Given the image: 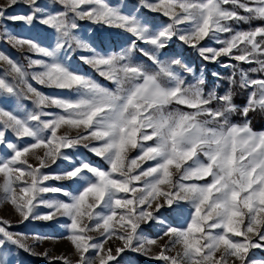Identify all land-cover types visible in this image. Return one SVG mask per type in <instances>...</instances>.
<instances>
[{
    "label": "snow or ice",
    "instance_id": "6c2138e0",
    "mask_svg": "<svg viewBox=\"0 0 264 264\" xmlns=\"http://www.w3.org/2000/svg\"><path fill=\"white\" fill-rule=\"evenodd\" d=\"M19 5L27 11H9ZM128 7L132 10L125 12ZM141 9L161 13L167 22L157 25ZM85 20L101 29H119L130 42L119 51L105 50L100 47L104 40L98 44L78 35L79 21ZM254 21L264 22V0H136L130 6L108 0H5L0 42L32 55L25 67L0 51V61L9 66L0 76V101L23 97L34 107L29 111L16 103L15 111L0 108V145L11 150L0 157V199L9 201L22 220L67 217L76 264H130L122 255L127 251L149 255L146 245L157 241L138 231L149 222L162 225L160 238L169 239L152 257L164 264H229V258L231 264H264L250 255L252 249L264 251V132H255L248 119L250 112L264 115V23L252 26ZM240 23L250 27L234 26ZM10 25L46 26L53 30V43L44 46L38 38L18 36ZM174 38L203 60L232 69L223 93L219 84L206 91L203 75L187 83L182 73L194 70L181 59L160 58ZM205 39L219 47L205 46ZM137 51L151 65L136 62ZM77 52L107 84L71 68ZM222 57L235 63H223ZM212 75L220 79L219 73ZM30 81L53 92L38 90ZM237 87L252 89L243 106L234 102ZM55 90H69L74 97ZM237 113L244 118L241 124L231 122ZM62 126L76 134L58 135ZM25 138L32 142L23 143ZM79 147L108 168L77 163L73 153L62 151ZM40 148L42 155L34 151ZM132 150L138 155L130 157ZM29 155L39 161L37 166L29 163ZM58 159L70 167L52 177L40 171ZM50 178L68 181L69 187L44 185ZM41 193L67 199L38 200ZM181 202L191 205L190 220L184 227L165 226L162 210L179 212ZM38 204L49 211L38 214ZM10 227L0 220V264H9L3 251L7 245L49 261L63 259L36 253ZM93 231L103 239L97 242L89 235ZM114 237L121 243L106 248ZM177 245L180 251L169 255ZM90 249L96 250L95 258L85 255Z\"/></svg>",
    "mask_w": 264,
    "mask_h": 264
},
{
    "label": "rangeland",
    "instance_id": "374dc122",
    "mask_svg": "<svg viewBox=\"0 0 264 264\" xmlns=\"http://www.w3.org/2000/svg\"><path fill=\"white\" fill-rule=\"evenodd\" d=\"M5 0H0V4L4 3ZM41 4L48 3V0H39ZM110 5H119L124 3L126 5H132L136 3V0H108ZM132 9L130 7L125 8L124 11L128 12ZM10 12H24L27 9L22 6H15L12 9H9ZM141 13L150 18L155 24L157 25H164L167 22V18L164 17L161 13H153L148 11L147 9H141ZM79 32L78 35L81 38L92 42L96 41L98 44L101 40H104L105 43L100 44V47L108 50V51H119L120 47L126 46L130 42V37L128 34L123 33L119 29L114 28H105L101 29L99 25L92 24L91 22L79 21ZM235 27L241 28V24L234 25ZM11 30L16 33L18 36H22L25 38H38V42L42 43L44 46H50L53 43L51 36L53 35V30L47 28L46 26L37 25L36 27L29 29L27 27H20L10 25ZM242 29V28H241ZM259 39V38H258ZM205 46L211 47H219L214 41L205 39L201 42ZM140 47H146L144 44H140ZM0 51L5 52L8 54L14 61H17L20 65L27 66L28 59L32 54H26L27 49L18 50L11 47L9 44L5 42H0ZM161 59L162 60H169L170 58H179L182 62L188 64L190 67L193 68V73H182L186 79L187 83H194L195 80L203 75L206 79L207 83L205 85V90L211 89L215 87L217 84L221 85L223 80L227 82V78L229 73L232 71L230 68L222 67L221 64L218 63H209L203 60L198 52L186 45H184L178 39H173L169 45L161 50ZM79 52L75 53L71 58V68L78 72V73H86L88 76L93 77L101 84H107L103 78L96 75L93 70L90 69L89 66L84 64L79 59ZM135 60L138 63H142L145 65H151V61L147 60L146 57L142 56L139 51L135 54ZM221 61L223 63H235L234 61H229L228 58L222 57ZM241 65H237L240 67ZM255 65H243V67L248 68ZM9 66L0 61V76L5 75V70H8ZM222 70V71H218ZM225 71H229L226 73H221ZM219 73L220 79L218 80L216 77L212 75V73ZM12 74L10 70L7 72V79L11 81ZM34 87L38 90H41L45 93H52L53 90L47 87L41 86L36 84L34 81H30ZM110 86V85H109ZM19 90V89H18ZM249 93L252 91L251 88L248 89ZM56 94L59 96H67V97H74V93L70 92L69 90H55ZM248 93V95H249ZM16 103L23 104L27 110L31 111L33 109V104L30 99H25L20 97L18 100H11V101H0V108L8 109L15 111ZM48 111H59L57 109H46ZM75 129H72L68 126H62L60 130H58V135L61 133H67L69 135L76 134ZM257 133L264 132V131H255ZM8 139L13 140V142L20 143L16 141L14 137L9 136ZM32 141L29 138H25L23 143H31ZM11 150L7 149L4 145H0V157L7 156ZM35 152L42 155L44 152L43 148L35 149ZM64 152H71L73 153V159L79 163L81 161L90 162L95 166H99L101 168L107 169L108 165L104 162L100 157H97L94 153H91L87 149L83 147H79L77 150L71 149H62ZM138 155V152L132 150L129 152L130 157H135ZM29 163L33 166H37L39 161H37L33 156L29 155L28 157ZM153 162L149 161L144 167L151 165ZM49 166L41 168L40 171L48 174L50 177L54 175L61 174L65 169L70 167L68 161L64 160H57L56 164H51L48 162ZM23 180L30 181V177L25 176L22 178ZM210 179V178H208ZM3 181V175L0 174V182ZM204 181H200L203 183ZM70 182L64 180H56L50 178L48 181L44 182V185L49 187H62L67 189L69 187ZM18 191V189H17ZM124 195V194H121ZM131 196L132 194H128ZM42 199L44 201L48 200H66L67 198L64 197L60 193H41L38 196V200ZM174 207H176L174 205ZM179 212L172 211V210H162V219L164 220V225H172L174 227H184L186 226V222L190 220L191 214V205L187 202H181L179 205ZM35 211L40 214H46L49 209L45 207L43 204H38ZM119 211V210H118ZM0 220L8 221L11 225L10 231L13 233L21 234L24 238L25 242L28 245H31L33 250L36 253H49L52 257H63V259H56L49 261L48 258L44 257L43 255H31L28 252L20 250L12 245H7L4 248V253L7 255L9 260V264H64L65 260L70 262V264H76L77 260L79 259L78 254L75 250V245L72 241L68 238L70 235L69 229L65 226L66 224L70 223V220L67 217L59 216L54 220L45 221V220H37L33 219L31 216L28 220H22V217L15 211L14 206L6 200L0 199ZM85 222H87L85 220ZM115 227L118 228V225L115 221H113ZM122 231V230H121ZM140 235L147 239H154L157 241L156 245H146V247L151 248V252L149 255H144L137 252L127 251L124 254V259L129 261L130 264H164L163 261H158L153 259L152 257L160 251V245L168 244L169 239L168 237L162 236L163 226L158 223L149 222L147 224H141L140 229L138 230ZM89 235L93 236L97 242L103 239L98 232H90ZM235 239H242V238H235ZM117 243H121L117 241L115 237L112 240H109L105 247H112L115 248ZM171 247V245H169ZM180 251L179 245H177L174 249H172L168 254L175 256L177 252ZM87 257L95 258L96 257V250L90 249L88 253L85 254ZM250 255H252L256 259H264V251L260 249H252L250 250ZM220 257V253H216V258ZM98 264V260H97ZM229 264H231V258H229Z\"/></svg>",
    "mask_w": 264,
    "mask_h": 264
},
{
    "label": "trees",
    "instance_id": "16d2710c",
    "mask_svg": "<svg viewBox=\"0 0 264 264\" xmlns=\"http://www.w3.org/2000/svg\"><path fill=\"white\" fill-rule=\"evenodd\" d=\"M264 23L262 21H254L252 26H255L256 24H261ZM241 24V28L242 29H248L250 27V25L248 23H240ZM218 71H222V70H218ZM221 73H226L229 71H225ZM228 88V83L225 82L223 80V83L220 85L219 91L221 93H223L225 91V89ZM235 92V100L234 102L238 105V106H243L246 102V99L248 97V93L249 90L245 91L242 90L240 88H236L234 90ZM248 119L251 120V127L254 131H264V115L259 114V112H250ZM231 122L232 123H236V124H241L244 122V118L242 115H240L239 113L233 115L231 117Z\"/></svg>",
    "mask_w": 264,
    "mask_h": 264
}]
</instances>
